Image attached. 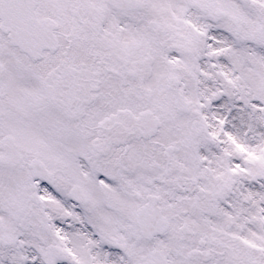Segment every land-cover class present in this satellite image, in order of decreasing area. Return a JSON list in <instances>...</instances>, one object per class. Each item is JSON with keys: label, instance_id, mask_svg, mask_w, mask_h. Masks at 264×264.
<instances>
[{"label": "snow or ice", "instance_id": "1", "mask_svg": "<svg viewBox=\"0 0 264 264\" xmlns=\"http://www.w3.org/2000/svg\"><path fill=\"white\" fill-rule=\"evenodd\" d=\"M0 264H264V0H0Z\"/></svg>", "mask_w": 264, "mask_h": 264}]
</instances>
